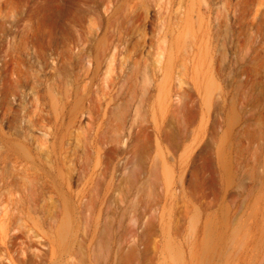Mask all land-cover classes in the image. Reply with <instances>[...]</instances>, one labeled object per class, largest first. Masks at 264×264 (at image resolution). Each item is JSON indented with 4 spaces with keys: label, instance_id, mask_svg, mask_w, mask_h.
<instances>
[{
    "label": "rangeland",
    "instance_id": "374dc122",
    "mask_svg": "<svg viewBox=\"0 0 264 264\" xmlns=\"http://www.w3.org/2000/svg\"><path fill=\"white\" fill-rule=\"evenodd\" d=\"M0 244L264 264V0H0Z\"/></svg>",
    "mask_w": 264,
    "mask_h": 264
},
{
    "label": "bare ground",
    "instance_id": "6f19581e",
    "mask_svg": "<svg viewBox=\"0 0 264 264\" xmlns=\"http://www.w3.org/2000/svg\"><path fill=\"white\" fill-rule=\"evenodd\" d=\"M29 37H36V38H37L38 35H37V34H33V35H30ZM46 37H50V38H51V36H46ZM112 62H113V61H112ZM112 62H111V63H112ZM111 66H112V65H111ZM15 164H16V167H17V166H18V167H19V166H22V165L19 163V161H16ZM1 187H2V186H1ZM4 187H5V186H4ZM9 187H10V185H9ZM33 187H34V186H33ZM5 188L7 189L8 187H5ZM5 188H4V189H5ZM8 189H9V188H8ZM8 189H7V191H9ZM10 191H11V190H10ZM29 192H30V191H29ZM8 193H9V192H8ZM11 195H12V194H11ZM27 195H30V194H27ZM5 196H6V195H5ZM9 196H10V195H9ZM21 196H23V195H21ZM7 197H8V196H7ZM7 197H6V198H7ZM12 197H13V196H12ZM16 197H17V196H16ZM16 197H15V198H16ZM10 199H11V198H10ZM18 199H19V196H18ZM21 199H22V198H20V200H14V204L16 203L17 205H19V204L21 205V203L23 202ZM7 200H9V199H7ZM24 200H25V199H24ZM2 201H3V199H2ZM4 201H5V200H4ZM10 201H11V200H10ZM6 202H7V201H6ZM20 202H21V203H20ZM25 202H26V201H25ZM26 203H27V202H26ZM34 203H35V202H34ZM34 203L32 202L31 204H34ZM6 204H8V202H7ZM10 204H11V203H10ZM35 204H36V203H35ZM11 205H12V204H11ZM17 205H15V206H17ZM21 206H22V205H21ZM23 206H24V205H23ZM23 206H22V207H23ZM29 206H31V205H29ZM33 206L35 207V205H33ZM11 207H13V206H11ZM11 207L8 206V208H11ZM18 207H19V206H18ZM34 207H33V208H34ZM14 208H16V207H14ZM28 208H29V207H28ZM31 208H32V206L30 207V209H31ZM16 209H17V208H16ZM16 209H15L14 211H16ZM19 209H20V208H19ZM23 209L25 210V207H23ZM8 210H9V209H8ZM31 210H32V209H31ZM18 211H19V210H18ZM8 212H10V211H8ZM20 212H21V211H20ZM25 212H26V211H25ZM11 213H12V212H11ZM15 213H16V212H15ZM22 213H23V212H22ZM6 214H8V219H7V220L9 221V224H8V225H11V223H12V222L15 220V218L18 216V215H17V216H14V215H16V214L12 215V214L7 213V212H6ZM23 214H24V213H23ZM29 214H30V213H29ZM20 215H21V213H20ZM24 215H25V214H24ZM6 216H7V215H6ZM22 216H23V215H22ZM14 217H15V218H14ZM6 218H7V217H6ZM6 218H5V220H6ZM17 218H18V217H17ZM17 218H16V219H17ZM19 218H21V217H19ZM2 219H3V218H2ZM5 220H4V221H5ZM25 220H26V218H25ZM25 220H24V221H25ZM15 221H16V220H15ZM15 221H14V222H15ZM21 221H22V218H21ZM21 221H18V222H21ZM26 221H27V220H26ZM5 222H6V221H5ZM14 222H13V223H14ZM16 225H17V224H16ZM16 225H15V226H16ZM22 225H23V224H22ZM12 226H13V225H12ZM12 226H11V227H12ZM19 227H20V226H19ZM22 227H23V226H22ZM9 228H10V227H9ZM7 231H8V230H7ZM67 231H68L67 223L62 224V226H60V228H59L60 236H61L62 239H65V237L67 236ZM10 232H11V229H10L9 233H10ZM9 233H8L7 236H9ZM2 238H3V237H2ZM0 245H1V244H0ZM6 245H7V247H11V246L14 247V245H15V237H14V235H10L9 240L6 242ZM14 248H15V247H14ZM17 252H18V251H17ZM9 253H10V252H9ZM1 259H2V258H1ZM13 259H14V258H13ZM18 260H19V258H18ZM20 261H21V260H20ZM11 262H12V264H15L14 261H13L12 259H11ZM24 262H25V261H24ZM25 264H26V263H25Z\"/></svg>",
    "mask_w": 264,
    "mask_h": 264
}]
</instances>
